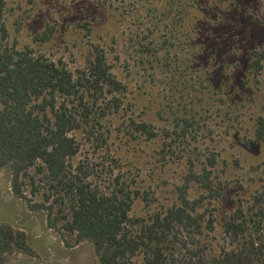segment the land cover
I'll return each mask as SVG.
<instances>
[{"label":"trees","instance_id":"trees-1","mask_svg":"<svg viewBox=\"0 0 264 264\" xmlns=\"http://www.w3.org/2000/svg\"><path fill=\"white\" fill-rule=\"evenodd\" d=\"M136 1L122 0L121 18ZM5 2L0 0V170H9L15 196L26 197L25 185L31 193L40 192V202L27 206L44 209L46 227L58 232L62 244L71 248L89 242L94 264H130L135 256L140 264H264L260 164L245 162L258 173L257 179L240 175L243 166L222 156V142L204 146L201 136H214L205 120L210 118L208 105L202 110L205 99L232 106L238 122L240 107L252 101L250 78L257 80L264 70V49L236 54L235 43L232 47L221 30L227 21L242 27L236 8L224 0H167L161 18L166 32L150 29L141 36L147 42L134 44L148 79L169 76L163 85L167 101L156 99L154 107L158 118L165 109L170 116L164 120L167 125L157 128L150 121L155 118L150 108H143L147 119L132 114L137 101L146 99L145 91L137 86L132 92L131 83L116 76L101 46L94 45L83 67L73 71L61 58L18 47L14 39L10 43ZM151 11L160 16L159 9ZM53 32L47 25L34 39L47 41ZM162 63L174 66L177 74H168L158 65ZM184 67L188 70L181 71ZM249 120L251 134L244 142H263L264 114ZM77 134L99 145L117 134L155 144L146 150L147 161L155 160L161 171L176 163L182 171L173 186L175 200L131 213L134 199L140 192L147 199V191L119 182V172L106 189L85 181L88 173L81 160L70 162L77 153ZM113 161L117 167L118 158ZM238 176L246 180V189L232 182ZM215 235L222 236L221 242ZM14 254L34 253L23 230L0 223V264Z\"/></svg>","mask_w":264,"mask_h":264},{"label":"rangeland","instance_id":"rangeland-1","mask_svg":"<svg viewBox=\"0 0 264 264\" xmlns=\"http://www.w3.org/2000/svg\"><path fill=\"white\" fill-rule=\"evenodd\" d=\"M104 1L106 3L102 5V0H6L4 18L10 33L9 42L11 43L14 39L18 47L28 46L35 53L44 54L46 57L54 59L61 58L64 64L73 71L83 67L85 56L94 45L101 46L116 76L121 80L129 81L131 91L132 88L137 89V86L145 91L146 99L137 101L132 114L135 117L140 115L147 119L148 115H145L143 110L149 111L150 108L155 116L150 120L151 123L157 128L167 125L164 120H167L170 116L168 111L166 109L162 111L163 114L160 119L155 114L154 106L156 99H160L162 103L167 101L166 97H163L167 96V91L164 89L165 87L163 88V85L169 80V76L165 75L162 80L151 79V81L146 77L142 70L143 67L137 62L138 55L133 52L134 44L139 45L142 40L147 42L141 36L146 35L150 29L166 32L167 27L161 18L163 17V6H165L163 3L167 0H160L158 5L153 3L154 0H138L128 6V10L122 16L123 19L118 13L119 5L123 6L124 4L122 0ZM224 1L230 9L236 8V15L241 16L242 27L236 25L231 27L228 21L225 22L224 27H221V30L227 32L226 35L231 39L229 44L232 46L235 43L233 52L240 54L242 51L246 52L254 47L264 49V0ZM141 2H143L142 6L140 5ZM156 8L159 9L160 16L159 13H152L151 9L156 10ZM251 20L254 21V24L250 22ZM47 25L54 27L51 38L47 41L34 39L35 34ZM183 56H186L185 52ZM194 59H196V56H194ZM162 64L158 65L165 69L168 74L176 73L173 68L176 62H173L174 66ZM183 70L188 69L184 67L181 71ZM253 80L250 78L252 101H249L247 106L240 107L238 122L235 119L237 111L232 106L226 108L218 100L214 99L213 102L205 99L202 110L207 109L208 105L206 114H209L210 118L205 120L213 127L214 136L212 134L206 135L204 132L201 134L199 130L196 133L201 134L202 140H205L204 146L207 143L212 146L214 143L221 141L222 156L238 159L240 165L243 166L237 172H242L239 173L240 175L257 179L256 174L258 173L249 170L250 168L246 167L245 162L258 161L260 164L258 171L264 174V171H262L264 170V141L250 145H247L244 141L245 136L251 134L248 129L250 128V116L264 114V70L259 74L257 80ZM247 107H250V109ZM213 109L217 110V113L211 115L209 110ZM245 109H248V112L242 115L241 112L245 113ZM226 110H229L228 114L225 113ZM225 129L228 132H225ZM237 130H240L239 133H236ZM212 138L214 139L211 143ZM75 140L78 146L77 153L70 159V162L75 164L81 160L83 168H85L84 171L88 173L85 181L92 186L108 188L114 176H117L119 172V182L123 181L131 187L147 191L149 194L147 199H141L143 195L141 192L134 199L131 213L147 211L153 206L160 208L175 200L173 186L178 182L182 171L176 163L168 165L161 171L157 169L158 164L155 160L151 159L148 162L145 155L146 150L148 147H154L155 144L140 139L137 141L127 140L125 137H121L120 134L107 140L102 145H99L97 140L86 139L79 134L76 135ZM116 157L119 161L117 167L113 165L116 164L113 161ZM110 168L113 170H110ZM248 170L249 173L246 175L244 172H248ZM232 182L243 189L247 188L246 180L242 181L239 176L234 177ZM249 182L251 181L249 180ZM0 186V188H7L8 192L13 195L10 189L9 170L7 168L0 170ZM29 188L28 185L23 187V194L26 197H18L19 202L26 206V209L32 211L33 214H42L41 216L45 221L44 209L35 208L31 210L27 206V202L38 203L41 198L39 191L31 193ZM6 206L0 204V220L7 216L11 217L10 209H7ZM44 230L50 235L46 233L50 241L47 243L46 250L47 252L54 251L55 257H49L47 253L44 256L39 249L35 250V247L31 244L35 254L32 256L14 254L4 264L95 263L96 257L89 242L82 241L72 248H65L55 229L44 227ZM215 236L221 242L222 236ZM34 240L35 238H30V242ZM42 241L43 238H40L37 245H42ZM131 261L130 264H140L139 257L135 256Z\"/></svg>","mask_w":264,"mask_h":264},{"label":"crops","instance_id":"crops-1","mask_svg":"<svg viewBox=\"0 0 264 264\" xmlns=\"http://www.w3.org/2000/svg\"><path fill=\"white\" fill-rule=\"evenodd\" d=\"M0 204L7 205L6 208L10 209L11 212V217L7 216L6 218L0 220V223H8L13 227L23 230L27 235V241L30 248L32 244V246L35 247V250L39 249L44 254V256L47 253L49 257H55L56 254L53 253L54 251L47 252L46 250L47 243L50 242L48 238L50 235L44 230L46 225L43 217L41 216L42 214H33L32 211L26 209V206H23L21 202H19L18 197L15 198V195H12L10 192H8V189L4 187L0 188ZM31 237L35 238V240L30 242ZM40 238H43V241L42 245L38 246L37 242ZM31 249L33 250V248Z\"/></svg>","mask_w":264,"mask_h":264}]
</instances>
